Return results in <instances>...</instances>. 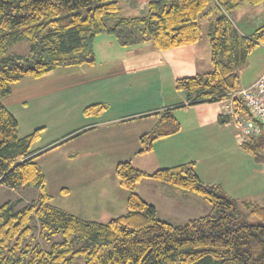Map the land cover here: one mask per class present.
<instances>
[{"label":"trees","instance_id":"16d2710c","mask_svg":"<svg viewBox=\"0 0 264 264\" xmlns=\"http://www.w3.org/2000/svg\"><path fill=\"white\" fill-rule=\"evenodd\" d=\"M264 0H151L142 16H122L117 0H0V184L12 189L34 187L38 197L18 207L21 200L0 204V264H264V205L228 197L220 186L204 183L189 162L152 173L131 161L115 166L116 178L128 191L126 211L101 223L84 220L51 204L45 174L32 148L39 129L20 137L15 117L1 99L24 76L39 78L58 67L95 62L94 39L114 37L122 47L150 42L157 50L193 44L202 35L201 17L208 22L210 70L175 81L188 105L230 100L236 113L248 115L238 92V70L252 50L264 45V23L241 35L230 13ZM25 41L29 52L9 54L12 45ZM93 104L86 116L103 113ZM224 121V120H222ZM172 109L159 114L151 130L140 137L138 154L152 142L179 132ZM264 164V137L248 138L241 145ZM143 179L190 192L209 205V212L185 223L158 218L152 204L142 199L137 186ZM241 208L260 223L240 220ZM37 232V234H36ZM44 240L41 249L34 241Z\"/></svg>","mask_w":264,"mask_h":264},{"label":"crops","instance_id":"0c3cea01","mask_svg":"<svg viewBox=\"0 0 264 264\" xmlns=\"http://www.w3.org/2000/svg\"><path fill=\"white\" fill-rule=\"evenodd\" d=\"M257 6L243 5L230 18L243 19V11ZM261 24L249 19L234 26L247 36ZM207 32L193 44L166 51H157L148 41L122 47L114 37L101 34L93 41V64L58 67L11 85L1 104L15 117L20 137L39 129L32 148L36 153L48 149L37 162L60 198L54 205L101 223L121 216L128 198L115 174L121 161L147 173L192 162L204 183L220 186L232 199L262 204L264 164L242 150L236 115H223L228 100L188 105L176 89V79L210 70ZM238 75V91L264 75V45L252 50ZM93 104L105 105L104 112L86 116L84 108ZM166 109L179 120V132L154 140L149 152L138 154L141 135ZM137 190L165 222L185 223L210 211L195 194L155 180L143 179Z\"/></svg>","mask_w":264,"mask_h":264},{"label":"rangeland","instance_id":"374dc122","mask_svg":"<svg viewBox=\"0 0 264 264\" xmlns=\"http://www.w3.org/2000/svg\"><path fill=\"white\" fill-rule=\"evenodd\" d=\"M117 1L119 4V7L121 8L122 16L124 15V16L135 17V16H142V15L146 14V9H147L146 4L151 0H117ZM246 6H248V5H246ZM257 7L258 8H256V9H258V10H249V9H255V8H251V7L249 9H244V10H249V11H243V14H245L243 19L234 17L233 18L234 24L235 25H241L242 23H245L246 20H249V19L253 22V24H256V25L261 24V22L263 21V18H264V11H263L264 3L263 4L260 3V5H258ZM251 11H254V12H251ZM260 11L262 13H260ZM212 15L214 16L212 18L211 17H209V18L208 17H204V18L201 17V19H200L203 34L208 30V23H209L208 21L210 19L213 20L215 18V13H213ZM28 52H29V45L25 41L16 43V44L12 45L11 48L9 49L10 55L11 54L22 55V54H27ZM45 173L49 174L48 171ZM53 180L56 181V178H53L52 181ZM45 182L47 185L48 177H47V181H46V176H45ZM45 187H46L48 193H51L53 195L54 200H52L51 204H56L57 202H59L60 198L57 195L58 193H53L54 185H52V183L49 184V182H48V187L47 186H45ZM38 192L39 191L37 188L30 187V186H28V187H21L20 186V187H17V189H12V188H9L7 186H3L0 184V204L6 202V200H9L11 202H16L17 200H21V202L17 206L22 207V205L27 204V203L35 200L39 195ZM258 202L262 203L260 205H263L264 199H261ZM241 214H242V216L240 215V220H243V221L251 223V224L260 223V219H257L255 217L251 216L250 214L247 213V210H245L243 208H241ZM36 234H37V232H36ZM34 242L38 243L40 245L41 249L46 250L48 248V246L44 240L38 239Z\"/></svg>","mask_w":264,"mask_h":264},{"label":"built area","instance_id":"2783aa9c","mask_svg":"<svg viewBox=\"0 0 264 264\" xmlns=\"http://www.w3.org/2000/svg\"><path fill=\"white\" fill-rule=\"evenodd\" d=\"M236 95L243 100L247 107L248 115L239 116L235 113L231 99L225 105L223 115H236L235 127L238 128L242 136L239 138L240 145L248 138H255L262 134L264 129V75L259 77L251 86L242 88Z\"/></svg>","mask_w":264,"mask_h":264}]
</instances>
